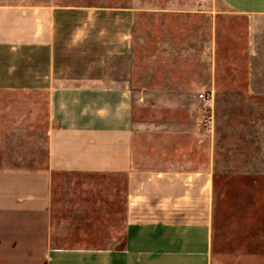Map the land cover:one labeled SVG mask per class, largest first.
<instances>
[{"label":"crops","instance_id":"0c3cea01","mask_svg":"<svg viewBox=\"0 0 264 264\" xmlns=\"http://www.w3.org/2000/svg\"><path fill=\"white\" fill-rule=\"evenodd\" d=\"M115 9L0 0V264H212V136L133 121L131 74L106 63L130 46ZM72 46L94 58L74 83Z\"/></svg>","mask_w":264,"mask_h":264},{"label":"rangeland","instance_id":"374dc122","mask_svg":"<svg viewBox=\"0 0 264 264\" xmlns=\"http://www.w3.org/2000/svg\"><path fill=\"white\" fill-rule=\"evenodd\" d=\"M59 1L131 12L114 25L129 29V49L106 63L117 80L131 74L133 121L195 120L211 134L212 264H264V17L222 0ZM91 49L69 47L71 83L87 75ZM173 98L181 103H166Z\"/></svg>","mask_w":264,"mask_h":264},{"label":"built area","instance_id":"2783aa9c","mask_svg":"<svg viewBox=\"0 0 264 264\" xmlns=\"http://www.w3.org/2000/svg\"><path fill=\"white\" fill-rule=\"evenodd\" d=\"M200 96H202V97H203V94H200Z\"/></svg>","mask_w":264,"mask_h":264}]
</instances>
